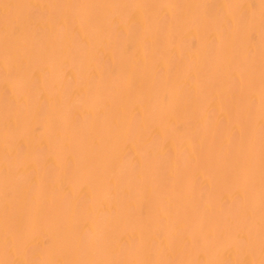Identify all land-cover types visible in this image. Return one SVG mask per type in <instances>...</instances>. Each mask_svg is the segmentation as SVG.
Listing matches in <instances>:
<instances>
[{"label": "bare ground", "instance_id": "1", "mask_svg": "<svg viewBox=\"0 0 264 264\" xmlns=\"http://www.w3.org/2000/svg\"><path fill=\"white\" fill-rule=\"evenodd\" d=\"M0 264H264V0H0Z\"/></svg>", "mask_w": 264, "mask_h": 264}, {"label": "rangeland", "instance_id": "2", "mask_svg": "<svg viewBox=\"0 0 264 264\" xmlns=\"http://www.w3.org/2000/svg\"><path fill=\"white\" fill-rule=\"evenodd\" d=\"M227 1H228V2H231V0H227ZM253 6H256V3H255V2H253ZM229 28L232 29L233 26L230 25ZM227 30H228V28H227Z\"/></svg>", "mask_w": 264, "mask_h": 264}]
</instances>
